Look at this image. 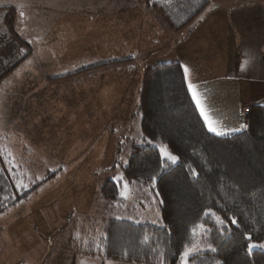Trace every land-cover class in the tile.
Returning a JSON list of instances; mask_svg holds the SVG:
<instances>
[{"label": "rangeland", "instance_id": "rangeland-1", "mask_svg": "<svg viewBox=\"0 0 264 264\" xmlns=\"http://www.w3.org/2000/svg\"><path fill=\"white\" fill-rule=\"evenodd\" d=\"M123 1L0 0L5 5L33 4L34 11L40 5V13L47 8L63 10L65 4L64 12L71 16L54 27L41 23L46 36L53 33L45 45L18 34L9 46L15 43L22 54L15 57L0 50V148L11 151L5 165L15 169L17 188L25 189L16 195L18 207L0 208V264H134L80 254L71 246L68 230L79 232L80 223L91 219L99 226L101 217L117 215L158 222L155 199L150 203L134 197L135 187H127L132 183L123 182L127 206L119 210L105 207L100 195L106 180L124 181L121 169L130 143L141 135L139 117L134 115L141 81L138 77L130 81L126 99L118 102L122 82L114 81H123L126 72L108 62L80 71L115 58L127 40L109 29L112 23L104 22L107 29L100 34L96 22L87 23L81 16L109 14L112 4ZM216 1L211 0L201 12L212 11ZM11 12L0 9V24ZM31 48L27 63L17 68ZM55 203V208H49ZM46 239L51 241L49 251ZM248 249L264 251V240L248 243Z\"/></svg>", "mask_w": 264, "mask_h": 264}, {"label": "trees", "instance_id": "trees-1", "mask_svg": "<svg viewBox=\"0 0 264 264\" xmlns=\"http://www.w3.org/2000/svg\"><path fill=\"white\" fill-rule=\"evenodd\" d=\"M210 1L153 0L151 6L177 31ZM134 115L141 135L130 143L124 181L106 180L100 195L105 207L119 210L127 206L123 182L132 183L127 187H135L134 197L155 199L158 222L105 215L99 226L91 219L80 223L79 232L69 229L71 246L83 255L134 264H180L186 247L195 248L187 264H264L263 250L248 249L264 240V105L251 106L240 130L217 135L198 112L180 63L160 60L142 73ZM10 153L0 148V208L20 204L16 195L24 188H17L15 169L5 165Z\"/></svg>", "mask_w": 264, "mask_h": 264}, {"label": "crops", "instance_id": "crops-1", "mask_svg": "<svg viewBox=\"0 0 264 264\" xmlns=\"http://www.w3.org/2000/svg\"><path fill=\"white\" fill-rule=\"evenodd\" d=\"M32 5L17 2L14 5L0 4V9L12 11L9 17L3 16L0 24V50L15 57L22 54L21 49L15 48V43L9 46L18 34L28 42L34 40L38 44L44 41L42 45H45V40L53 38V33L46 36L41 23L47 22L48 27H54L71 18L64 12L65 4L63 10L47 8L41 13L40 5H35L37 11L31 8ZM112 5L114 8L108 10L109 14L91 13L81 18L87 23L96 22L95 28L100 34L107 29L104 22H110L113 25L109 29L121 32V38L127 39L118 50L121 54L99 63V66H104L101 64L108 62V66L126 72L122 75L123 81H114L118 85L122 82L118 89L121 94L117 93L121 96L118 102L126 99L130 81L137 77L141 81L145 68L156 61L166 60L179 62L183 72L188 69L187 78L185 72L184 78L192 99L189 83L196 86L201 106L223 134L245 126V105H264V0H217L212 11L200 12L186 27L177 31L163 24L150 0H126ZM31 52L32 48L20 58L17 68L27 63ZM52 80H56L54 76ZM201 117L209 130L204 117ZM50 207L55 208L56 203ZM48 241L46 239V251H49L47 245L51 244ZM40 261H43L41 257Z\"/></svg>", "mask_w": 264, "mask_h": 264}, {"label": "snow or ice", "instance_id": "snow-or-ice-1", "mask_svg": "<svg viewBox=\"0 0 264 264\" xmlns=\"http://www.w3.org/2000/svg\"><path fill=\"white\" fill-rule=\"evenodd\" d=\"M21 16H23V12H21ZM185 72V78H187L188 69H184ZM190 92L192 93L193 100L196 103L197 107L200 109L201 115L204 117L206 123L208 124L209 131L215 132L217 135L223 134L222 132L218 131L217 128L214 126V123L209 120L208 115L206 114V109L201 106L202 102L200 99H198V93L196 90V86L189 83L188 85ZM243 127V126H242ZM162 155L166 157L168 160H171L172 162L176 161V157L169 155L168 153L164 152L162 149ZM208 213H206L207 215ZM232 223H236L235 220L232 221ZM197 227H201L198 225ZM246 239H251V237H246ZM250 247H254L255 245H249ZM191 255V251L186 247L185 251L181 254L182 264H187V258Z\"/></svg>", "mask_w": 264, "mask_h": 264}, {"label": "built area", "instance_id": "built-area-1", "mask_svg": "<svg viewBox=\"0 0 264 264\" xmlns=\"http://www.w3.org/2000/svg\"><path fill=\"white\" fill-rule=\"evenodd\" d=\"M250 108H251V106H249V105H245L244 108H243V115H244V117H246V119H247V117L249 115Z\"/></svg>", "mask_w": 264, "mask_h": 264}]
</instances>
